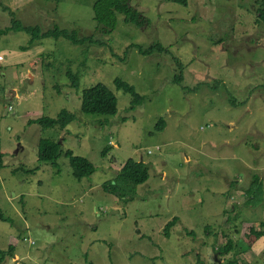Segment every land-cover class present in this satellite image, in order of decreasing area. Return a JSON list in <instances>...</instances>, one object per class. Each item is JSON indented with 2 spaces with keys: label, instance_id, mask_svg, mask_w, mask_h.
I'll list each match as a JSON object with an SVG mask.
<instances>
[{
  "label": "rangeland",
  "instance_id": "1",
  "mask_svg": "<svg viewBox=\"0 0 264 264\" xmlns=\"http://www.w3.org/2000/svg\"><path fill=\"white\" fill-rule=\"evenodd\" d=\"M92 2L0 0V29L15 18L103 42L0 36V264H221L231 256L264 264V235L250 231L264 230V24L255 1L129 0L146 23L119 15L108 35L94 31ZM153 43L168 52L129 46ZM174 58L184 65L180 84ZM116 77L144 96L140 105L130 108ZM97 82L117 97L115 115L80 110L81 90ZM63 108L76 116L63 129L28 123ZM40 138L87 157L95 171L77 180L64 154L56 165L38 161ZM128 158L143 160L149 178L133 199H120L102 184ZM254 173L262 193L252 204ZM229 239L234 249L217 252Z\"/></svg>",
  "mask_w": 264,
  "mask_h": 264
},
{
  "label": "trees",
  "instance_id": "2",
  "mask_svg": "<svg viewBox=\"0 0 264 264\" xmlns=\"http://www.w3.org/2000/svg\"><path fill=\"white\" fill-rule=\"evenodd\" d=\"M178 1L182 4H186L187 0H172ZM256 4V22L259 24H264V0H254ZM11 13V12H10ZM122 16V21L126 24H134L136 26H142L146 23V18L138 11L135 7L130 5L129 0H93L92 2V17L96 23L94 31L99 32L103 35L111 34L115 28L118 21V16ZM9 32H24L29 36V42L32 43L35 40L44 38H64L74 45H86L102 44L103 42L95 39L93 33L78 37L75 30L69 31L65 28H60L54 24L50 29L41 30L39 25H23L18 19L12 18L9 26L0 29V36L7 34ZM133 45V46H132ZM129 46L135 47L137 51L143 55L151 54L154 50L160 52H168L166 47H163L160 43H153L147 48H143L140 45L130 44ZM22 50H24L22 48ZM87 47H85V52ZM176 60V66L179 68V73L174 75L173 83L180 84L182 81V70L184 68L183 63ZM67 77L70 79V87H76L78 85V77L76 73L68 70L66 72ZM114 84L117 89L122 90L131 97L130 108H134L136 105H140L144 100V96L140 95L134 88L133 85L116 77ZM195 90V89H194ZM80 110L86 114H104V115H115L117 113V97L115 94L107 88L101 82L92 84L91 87L83 88L80 92ZM75 114L68 111L67 109H61L56 117L51 118L47 116H41L34 120H29L28 123H37L42 128H53L58 127L60 129L65 128L68 124L75 120ZM164 119L160 118L156 122V128L161 129L164 127ZM61 154H64L68 158L69 164L72 169V175L75 179L80 180L85 176L91 175L95 171V166L93 163L85 156L75 155L72 150L66 149L61 150L60 143H57L49 138H40L38 142L37 156L40 162H50L52 165L57 164V159ZM4 154L1 151L0 143V169L5 166L3 163ZM148 165L143 160H135L133 158H128L119 171L114 176V179L105 181L102 184V188L105 192L113 194L120 199H133L135 195V188L137 185L142 184L149 178ZM18 170V169H17ZM32 169L31 171H33ZM14 171V170H13ZM232 182L231 184H233ZM259 177L254 173L253 182L250 184L248 191L251 192V197L249 198V203H256L260 200V194L262 193V185ZM128 198H127V197ZM0 220H4L3 215L0 213ZM177 222V218L169 220L164 227V234L167 236L168 229L172 227ZM260 225L264 227V221L260 222ZM250 231L260 237L264 235V230L260 228L255 230L250 228ZM233 242L229 239L226 244L218 247L219 253L222 255L226 254L229 250L234 249ZM245 248V246H244ZM242 247V249H244ZM14 247L10 245L8 250L13 252ZM5 252L0 249V263L5 260ZM85 264H94L90 261L85 260ZM221 264H247L235 256L223 259Z\"/></svg>",
  "mask_w": 264,
  "mask_h": 264
},
{
  "label": "bare ground",
  "instance_id": "3",
  "mask_svg": "<svg viewBox=\"0 0 264 264\" xmlns=\"http://www.w3.org/2000/svg\"><path fill=\"white\" fill-rule=\"evenodd\" d=\"M133 46V45H132ZM131 47V46H130ZM178 60V59H177ZM174 61L176 62V60L174 59ZM183 65V64H182ZM183 72V71H182ZM174 77V76H173ZM116 86V85H115ZM91 87V86H90ZM117 88V87H116ZM132 103V102H131ZM130 103V104H131ZM156 148H158V147H156ZM150 152V151H149ZM5 251V250H4ZM6 252V251H5Z\"/></svg>",
  "mask_w": 264,
  "mask_h": 264
}]
</instances>
